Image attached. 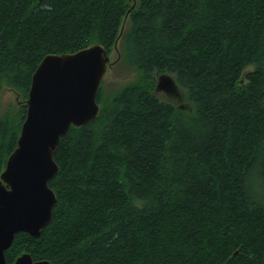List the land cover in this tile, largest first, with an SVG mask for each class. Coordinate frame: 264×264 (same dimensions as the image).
<instances>
[{
	"label": "trees",
	"instance_id": "16d2710c",
	"mask_svg": "<svg viewBox=\"0 0 264 264\" xmlns=\"http://www.w3.org/2000/svg\"><path fill=\"white\" fill-rule=\"evenodd\" d=\"M125 16L140 74L61 136L52 220L16 234L8 263L264 264V0H0V90L28 97L46 54L109 53ZM162 73L188 107L158 96ZM22 103L0 118V174Z\"/></svg>",
	"mask_w": 264,
	"mask_h": 264
},
{
	"label": "water",
	"instance_id": "95a60500",
	"mask_svg": "<svg viewBox=\"0 0 264 264\" xmlns=\"http://www.w3.org/2000/svg\"><path fill=\"white\" fill-rule=\"evenodd\" d=\"M109 62L105 46L94 43L46 54L35 69L17 145L0 174V264H9L6 250L16 234L36 238L52 220L56 195L49 182L59 170L54 152L72 125L82 126L99 114V90ZM175 84L172 75L162 73L155 91H174ZM14 264L53 263L24 252Z\"/></svg>",
	"mask_w": 264,
	"mask_h": 264
},
{
	"label": "rangeland",
	"instance_id": "374dc122",
	"mask_svg": "<svg viewBox=\"0 0 264 264\" xmlns=\"http://www.w3.org/2000/svg\"><path fill=\"white\" fill-rule=\"evenodd\" d=\"M129 24L128 17L125 16L119 35L108 53L110 62L100 86L102 97L100 107L116 95L123 87L134 83L140 74V70L137 69L136 66H133L124 59L125 57L121 50V35L123 34V30H125ZM253 67L254 65H249L246 70H252ZM175 90L176 91L174 92H167L165 89H162L157 91V94L161 99L169 101L175 105L188 107L189 102H187L184 96V91L178 87L177 84H175ZM27 98L28 97L23 98L19 90L3 85L0 90V118L9 114L14 120H16V122H18V113L21 110L20 108H22V102Z\"/></svg>",
	"mask_w": 264,
	"mask_h": 264
},
{
	"label": "flooded vegetation",
	"instance_id": "af4514ba",
	"mask_svg": "<svg viewBox=\"0 0 264 264\" xmlns=\"http://www.w3.org/2000/svg\"><path fill=\"white\" fill-rule=\"evenodd\" d=\"M165 91H167V92H174L175 90L173 91L172 89L166 88Z\"/></svg>",
	"mask_w": 264,
	"mask_h": 264
}]
</instances>
